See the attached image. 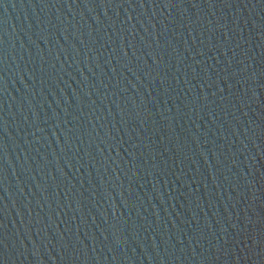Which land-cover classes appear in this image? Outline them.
<instances>
[{"label":"water","instance_id":"1","mask_svg":"<svg viewBox=\"0 0 264 264\" xmlns=\"http://www.w3.org/2000/svg\"><path fill=\"white\" fill-rule=\"evenodd\" d=\"M0 264H264V0H0Z\"/></svg>","mask_w":264,"mask_h":264}]
</instances>
